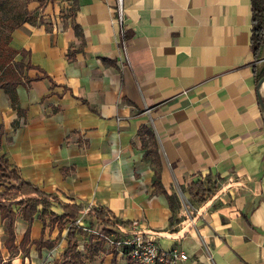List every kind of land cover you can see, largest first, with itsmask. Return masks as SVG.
Wrapping results in <instances>:
<instances>
[{"label":"crops","instance_id":"crops-1","mask_svg":"<svg viewBox=\"0 0 264 264\" xmlns=\"http://www.w3.org/2000/svg\"><path fill=\"white\" fill-rule=\"evenodd\" d=\"M27 2L44 22L17 27L11 46L30 52L25 62L36 68L27 76L49 78L17 86L21 113L0 87V153L21 177L63 202L136 223L161 249L187 252L190 264H264V81L256 80L264 51L256 61L253 0ZM73 5L83 39L66 16ZM145 126L155 133L160 163L144 158ZM157 170L181 202L176 212L154 185ZM207 178L218 188L197 203L189 186ZM15 225L20 241L28 223L19 215ZM42 229L35 217L31 238ZM57 237L59 229L47 226L45 238ZM64 241L41 255L59 257ZM34 253L40 256L32 245V260Z\"/></svg>","mask_w":264,"mask_h":264},{"label":"trees","instance_id":"trees-1","mask_svg":"<svg viewBox=\"0 0 264 264\" xmlns=\"http://www.w3.org/2000/svg\"><path fill=\"white\" fill-rule=\"evenodd\" d=\"M22 1H26L22 4ZM45 0H40V5L44 4ZM27 0H0V69L2 74L0 76V87L9 95L12 106L22 112L18 105V97L16 88L19 84H29L35 79L49 78L45 72L43 75H37L31 78L26 75V71L36 68L30 61L25 62L29 57L30 52L26 49H16L11 46V39L13 31L22 24L29 22L36 24L44 22V18L39 14L38 10H30L28 8ZM76 4V3H75ZM76 6L73 5L67 17L73 18V27L79 36L83 39V31L79 24L75 22ZM253 29H252V48L255 60L258 61L263 55L264 51V0H253ZM75 50L70 49L68 52L69 58H74ZM17 55L22 56V60H15ZM256 71V70H255ZM264 78V67L260 72L256 71V80L260 82ZM55 83H53L54 85ZM21 115V114H20ZM19 123L16 122L15 125ZM139 135L143 141V147L146 148L147 142L145 135L148 136L150 149L145 153L146 161H157L160 163V152L155 133L151 126H145L139 131ZM1 151V142H0ZM152 158V159H151ZM7 183L3 191L0 192V220L5 223L6 238L2 241L0 237V264H10L11 260H6L3 254L5 249L9 258L14 254L23 253L28 257L30 255V248L35 245L39 255L42 254L44 248L54 249L59 241L63 231L67 230L66 240L67 246L62 255L55 259L54 264H78L83 259V252L78 249V235L85 237L84 243L85 251H93L91 245L104 247L105 238L86 232V228H91L93 222H98L103 226L106 234H109L116 223L128 224L120 219H116L110 210L103 208H93L89 213L85 224L83 226L78 223L82 211L85 206L76 203H68L61 201L58 197L51 194H46L36 185L25 181L17 168L9 162L3 154L0 153V184ZM154 185L165 194L172 212H176L181 202L176 193L168 194L161 182L159 171L155 173ZM218 188L216 183H212L209 178L207 181L199 180L189 186V194L193 201L197 203L204 202L214 190ZM35 194V197H27L17 200L20 196H29ZM57 202L63 209V213H57L51 209V198ZM41 206V208H39ZM17 207V210L14 208ZM28 223V227L24 233L23 238L18 241L16 234V221L18 216ZM113 215V216H112ZM38 217L43 222L42 235L38 239H32V224ZM50 227L52 231L55 227L59 229V237L55 240L45 238V229ZM119 237V233H116ZM117 249H114L111 264H118ZM79 260V262H78Z\"/></svg>","mask_w":264,"mask_h":264},{"label":"built area","instance_id":"built-area-1","mask_svg":"<svg viewBox=\"0 0 264 264\" xmlns=\"http://www.w3.org/2000/svg\"><path fill=\"white\" fill-rule=\"evenodd\" d=\"M119 19L123 20L122 8L118 10ZM264 60V59H263ZM183 208L187 212H192L194 207L190 200L181 194ZM93 207H85L77 219L83 226L85 218L88 217ZM112 231L106 234L101 225L94 233L105 238L107 247L111 252L117 249L118 262L120 264H183L190 261V256L184 250L178 247H172L168 250L161 249L156 238L151 233L139 230L136 223L129 225L116 223L110 227ZM85 230H91L84 227ZM119 233V237L116 233ZM83 247V244H82Z\"/></svg>","mask_w":264,"mask_h":264},{"label":"rangeland","instance_id":"rangeland-1","mask_svg":"<svg viewBox=\"0 0 264 264\" xmlns=\"http://www.w3.org/2000/svg\"><path fill=\"white\" fill-rule=\"evenodd\" d=\"M25 2L26 1H22L21 3L25 4ZM6 184L7 183H4L3 187ZM85 219H87V217ZM100 226L101 225L98 222L94 221L92 227L89 228L91 230H87L86 232L96 234V233H94V230L96 231L97 229L100 228ZM0 231H2V225L1 224H0ZM66 234H67V230H65L64 235H61L60 237L62 239L63 238L66 239ZM84 243H86L85 237L84 238L79 237L78 248L80 251L83 252V259L80 262L78 260V262H79L78 264H111V259H112V256L110 254L111 250H110V248L107 247L106 242L104 244V247H102V246L98 247L96 245H91V248H93V251H90L89 253L85 251V247L84 248L80 247V245H82ZM66 245H67L66 241L62 242L61 249L63 250L66 247ZM55 254H57V253L56 252L55 253L49 252L46 256H45V253L43 255L37 256L34 253L33 260L31 259V255H30L28 260H26L24 262H22L20 257H16V256H14L11 260L8 256L5 255V259L11 260L10 264H21V263L22 264H54L55 259L59 258L62 255V253H60L59 257H57V258H56V256H54ZM118 264H120V263L118 262ZM183 264H190V263L186 262Z\"/></svg>","mask_w":264,"mask_h":264},{"label":"water","instance_id":"water-1","mask_svg":"<svg viewBox=\"0 0 264 264\" xmlns=\"http://www.w3.org/2000/svg\"><path fill=\"white\" fill-rule=\"evenodd\" d=\"M263 81H264V78L261 80V82H263ZM261 104H262V108L264 110V99H261Z\"/></svg>","mask_w":264,"mask_h":264}]
</instances>
